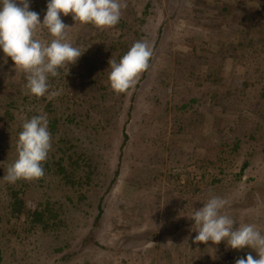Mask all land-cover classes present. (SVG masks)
Here are the masks:
<instances>
[{
	"label": "rangeland",
	"instance_id": "1",
	"mask_svg": "<svg viewBox=\"0 0 264 264\" xmlns=\"http://www.w3.org/2000/svg\"><path fill=\"white\" fill-rule=\"evenodd\" d=\"M121 2L127 7L111 28L61 13L71 43L85 51L65 77L67 66L49 77L43 97L24 94L23 72L10 57L5 62L0 49V264H234L248 253L258 258L247 246L193 243L194 221L184 215L219 196L229 202L223 214L237 226L251 223L264 232L262 0ZM46 5L30 0L41 22ZM123 33L125 47L142 38L154 54L135 86L117 94L108 61L124 54ZM34 35L43 43L53 38L40 26ZM250 47L255 60L244 58ZM209 60L220 65L215 81L207 76ZM253 61L261 64V75ZM51 92L58 95L49 99ZM192 97L195 102L181 106ZM39 114H46L52 137L45 175L8 183L3 176L17 157L22 123ZM73 162L89 183H59L58 167ZM11 189L19 202L11 203Z\"/></svg>",
	"mask_w": 264,
	"mask_h": 264
},
{
	"label": "clouds",
	"instance_id": "2",
	"mask_svg": "<svg viewBox=\"0 0 264 264\" xmlns=\"http://www.w3.org/2000/svg\"><path fill=\"white\" fill-rule=\"evenodd\" d=\"M126 3L121 0H47L46 14L41 22L39 13L30 10V0H0V49L5 54V62L10 57L15 71L24 74V94L43 97L49 93V77H58L59 69L75 64L85 50L73 46L61 19V13L81 24H92L97 28H111L119 23ZM43 27L53 37L43 43L35 38L37 27ZM154 54L146 41H136L119 59H109L108 80L110 88L117 94L134 87L139 76L148 70ZM69 69L64 74H68ZM58 95L51 92L49 99ZM51 133L46 114L25 119L16 141L17 157L6 167L3 179L11 184L18 180H37L45 175L43 162L51 150ZM228 200L211 196L196 208L189 220L194 221L192 231L197 234L193 243L218 245L221 241L231 249L241 250L246 246L251 253L239 257L234 264H264V232L254 224L237 226V222L222 210Z\"/></svg>",
	"mask_w": 264,
	"mask_h": 264
},
{
	"label": "trees",
	"instance_id": "3",
	"mask_svg": "<svg viewBox=\"0 0 264 264\" xmlns=\"http://www.w3.org/2000/svg\"><path fill=\"white\" fill-rule=\"evenodd\" d=\"M261 4H263V6H264V0H262V2H260ZM211 16H216V17H218V14H214V15H211ZM218 18H220V17H218ZM221 19V18H220ZM228 20V19H227ZM232 21V20H231ZM252 23V22H251ZM254 24H250V26L249 27H251V26H253ZM136 26V28L138 27L137 25H135ZM218 26H219V23H218ZM218 26H215V28L217 29V27ZM135 28V29H136ZM135 31V30H134ZM234 34V33H233ZM149 35H152L151 34V32H146V34H145V36L146 37H149ZM140 40H142V41H146L145 39H139L138 41H140ZM128 43V40H127V36H126V33H123V35L121 34V38H120V41H119V45H120V47L122 48H125V51H124V53L125 52H127L128 51V47H125L126 46V44ZM262 44H263V49H264V41L262 42ZM252 45V43H246L245 44V46H247V47H249V46H251ZM257 53V51H253L252 50V47H250V48H248L247 50H245L244 51V58L246 59V60H249V56L250 57H252V59L255 57V54ZM259 56H260V61H261V63H263L264 64V52H259ZM254 60H255V58H254ZM251 63V62H250ZM253 64H255L256 66V74L257 75H261V74H259L260 73V71L258 70L259 69V66L261 65V64H258L256 61H253L252 62ZM90 65V64H89ZM210 69H208V72H207V76H208V79L210 80V81H215L216 79V76H217V74H218V72H219V69H220V65H218V64H216V62L215 61H212V60H209V66H208ZM215 79V80H214ZM262 79L264 80V76H262ZM250 81V80H249ZM247 85H250V84H247ZM122 94H124V93H122ZM215 95V94H214ZM260 95L262 96V95H264V87H262V89H261V92H260ZM132 100H135V97L133 96L132 98H131ZM197 101V100H196ZM190 102H195V99L192 97V98H189V100L188 101H186L185 103H183L181 106L182 107H185V106H188L189 105V103ZM163 103L165 104L166 103V101L164 100L163 101ZM163 104V106H162V108H161V110L162 111H165V109H166V106ZM51 105V104H50ZM176 106H178V105H176ZM178 108V107H177ZM159 118V117H158ZM160 119V118H159ZM82 159H83V157H82ZM84 160V159H83ZM82 160V161H83ZM86 165H88V163L89 162H84ZM78 165V163L77 162H73V166L72 167H70V168H68V169H66L65 167H58V175L60 176V179H59V183L63 180L64 181V183H70L72 186H78V185H81L82 184V182H83V180H84V182L85 183H89L88 181H89V177L88 176H86V175H84V176H79L78 174H77V168H76V166ZM69 169H70V171H69ZM81 169H84V164H83V166H82V168ZM77 171V172H76ZM11 197H12V199H11V203H14V202H16V201H20V196H18V194L16 193V191H17V189H11ZM21 206H20V204L18 205V208L16 209L17 210V212H21V210L19 209ZM52 210V209H51ZM54 212V211H53ZM53 212L51 213V215H53ZM41 214V216H43V214L42 213H40ZM55 216H56V214H54ZM97 220H99V216H97V218H96ZM37 220H41L42 221V219H41V217H39V218H37ZM99 222V221H98Z\"/></svg>",
	"mask_w": 264,
	"mask_h": 264
}]
</instances>
